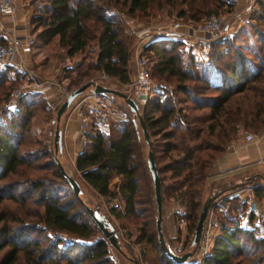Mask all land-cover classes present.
<instances>
[{"label": "trees", "instance_id": "trees-1", "mask_svg": "<svg viewBox=\"0 0 264 264\" xmlns=\"http://www.w3.org/2000/svg\"><path fill=\"white\" fill-rule=\"evenodd\" d=\"M153 3L191 23L219 5L231 6L226 0H42L29 15L31 38L46 43L55 36L65 57L93 54L85 63L62 66L61 76L69 84H77L90 71L125 83L130 58L122 30L128 33L117 11L140 20L150 14ZM254 15L247 42L235 45L236 37L230 36L213 40L205 62L183 61L177 50L180 43L169 38L150 39L141 48L151 62L150 76L173 82L170 92L152 96L138 112L150 138L160 207L171 198L184 208L175 216L185 221L184 248L204 201L201 192L211 163L238 130L264 128V0H254L249 19ZM26 93L13 110L0 111V206L12 205L0 210V264H114L108 243L95 235L99 230L85 204L59 173L50 142L31 131L34 111L48 109L44 97ZM74 166L98 196L116 197L118 204L107 213L132 221L136 234L130 241L140 260L195 264L173 262L158 245L152 183L130 114L106 130L89 128ZM114 176L117 180L110 184ZM254 193L259 194L257 189ZM224 202L226 207L215 209L219 228L204 264H262L264 237L239 222L244 201L232 195ZM93 209L102 211L97 203ZM149 248L154 257L147 255Z\"/></svg>", "mask_w": 264, "mask_h": 264}, {"label": "crops", "instance_id": "crops-1", "mask_svg": "<svg viewBox=\"0 0 264 264\" xmlns=\"http://www.w3.org/2000/svg\"><path fill=\"white\" fill-rule=\"evenodd\" d=\"M245 0H235L233 4L236 8H239ZM29 3L27 2L26 5ZM31 9L25 7L22 0H15L14 16L15 20L10 21L8 16L0 14V40H4L10 36H18L20 38L29 36L31 34V27L29 24V15ZM183 30L179 27V31ZM63 56V60L60 59ZM73 57H65L62 50L56 44V37H52L46 43L34 42V47L27 53L18 54L11 58L13 63H21L23 69L29 72L32 81L36 83V88L47 85L44 90H32L42 92L45 102L49 105L50 109L53 108L59 101H61L63 80L58 70L64 66L69 65V59ZM68 60V61H67ZM65 61V62H64ZM61 70V69H60ZM22 71L17 70L10 64H4L0 67V78L3 82H9L15 76L19 79L21 76L25 77ZM114 86H118V82L115 80L111 82ZM87 95L78 96L73 100L72 104L60 114L57 122V128L60 130V150L55 152L62 168L71 175L78 183L80 188L79 197L81 201L93 208L94 204L100 205V208H107L110 206H116L118 201L116 197H101L98 196L95 191L87 185L79 175V172L75 169L74 163L77 154L80 152L82 145L78 132V117L77 110L79 107L85 108L88 98ZM111 104V103H110ZM108 104V108H112ZM111 117L113 116L110 113ZM117 115V116H116ZM120 116L119 113L114 117ZM245 131L238 130L236 135L229 139L225 144L224 152L218 156L210 165L208 170V176L206 178V184L204 185L203 195L204 199L211 194V192L217 189L218 185L228 182L223 189H217V192H225L231 186L235 189L240 188V184L244 182V186L251 188V191L247 187L244 188V192L247 197H252L257 201H260L264 197V128L258 132H249L252 136L251 139L245 140L243 135ZM247 132V131H246ZM117 177L114 176L110 180V184L116 182ZM239 184V185H236ZM227 188V189H226ZM257 189L258 195L254 193ZM222 207H226L224 202ZM176 208V201L168 198L166 202H162L160 207V230L162 238L167 243V240L172 244L174 253H180L184 249L182 246L183 238L185 236V221L179 219L178 231L173 233L171 226L174 223V210ZM103 209V210H104ZM106 210V209H105ZM245 206L239 222L241 226L247 225L248 219L250 225L254 227V224L262 227L258 223V220L251 215L247 214L245 220ZM109 215V214H108ZM111 216V215H109ZM113 218V217H112ZM262 229V228H261ZM134 230V237H135ZM136 251V249H135ZM173 252V251H172ZM135 256L136 253L134 252ZM184 262H193V257L190 255Z\"/></svg>", "mask_w": 264, "mask_h": 264}, {"label": "rangeland", "instance_id": "rangeland-1", "mask_svg": "<svg viewBox=\"0 0 264 264\" xmlns=\"http://www.w3.org/2000/svg\"><path fill=\"white\" fill-rule=\"evenodd\" d=\"M22 2H24L25 7L29 8V9H31V11H33L36 9L37 5H39L42 2V0H22ZM27 2L29 3L28 5H26ZM152 5L154 7L152 8V10L149 11L150 14L145 16L144 18L140 17V20L135 16H130L128 14H126V15L134 18V20L138 24L149 27L150 32H151L150 35L151 34L156 35V33L159 34V35H156V37H152L153 39L169 38L170 40H174V41L180 43L177 50H179L178 53H179V55L183 61L191 58L193 60L196 59V60L205 62L207 60V55H208V51L210 48L209 43L213 40H217L220 38L223 39V38H226L229 36H230V38L236 37L235 40H233L234 43L230 40L228 42H231L235 45H241V44L243 45L245 42H247V40L249 38L248 34L250 33V27H248L249 26L248 24L252 25L253 21L255 20L254 19L255 15L253 16L252 20H250L248 17L249 12H251V10L254 7V0H252V2H249V3L244 2L239 8H236L234 4H231V6L229 5L230 6L229 9H227V6H220L219 5L217 8H213L207 14L201 16V19H200V21L205 19L209 14H215V15L219 16L220 20H221V29H220V32L218 34H215L212 36H207V35L205 36L202 33H196V32L186 34L185 33L186 29L182 25L179 26V27L183 28V30H181V31H179V27H177L175 29H170V27L168 25L171 22H173V21L182 22V20L178 19V18H174L173 16H171L172 12H171V15H168V13H169L168 7L163 6V5H158L155 3H153ZM31 11H30V13H31ZM14 20H15V16H14ZM157 28L160 29V30H158L159 32H156ZM174 33H177V34L178 33H182V34L184 33V34L182 35L181 38H176L175 35H172ZM122 34L124 35V41L127 44V47L129 50V58H130L129 59V68H130L129 79H131L133 71L135 70L134 49L136 46L141 47V44L147 43L148 40H150L151 38L147 39V40L144 39L142 41V43H138L139 42L138 38L134 37V35H132V34L126 35L123 30H122ZM246 34H247V37L245 36ZM29 36L32 37L33 34H30ZM226 40H228V39H226ZM34 42L35 41H33V44L31 45V49L34 47ZM200 52L203 53L204 57L199 56ZM84 55L86 57H84ZM143 56H144V54H143ZM91 58H93L92 53L83 52L82 54H77V55L73 56L72 60L69 59V64L74 65L75 63L81 62V61L83 63H85L86 61H90ZM60 59L63 60V56H61ZM145 59L147 61L146 57H145ZM150 63L151 62L147 61L148 66H150ZM64 65H66V64H64ZM1 66H4V64H0V67ZM60 69L58 70V72L60 71L59 73L61 75L62 70H60ZM21 73L24 74L23 71ZM89 74L90 75L88 77L81 78L77 84H69V80L64 79L63 80L64 88L67 91H69L72 88L80 85L81 83L91 80L95 83L102 84V85H105V86L110 87V88L118 89L121 92H127V88L125 86L126 82L125 83H119L118 82L117 83L118 86H114L111 82L115 81V79H113L111 77H107L103 74H98L96 71H90ZM24 76H25V74H24ZM70 76H73V73ZM211 78H213V71H211V73H210V79ZM2 79L3 78L1 77L0 78V111L1 110L2 111L3 110H13L14 106L16 105V103H17L19 97H21V95L13 101H8V99H7L8 91L11 88L15 87L20 82H30L32 79L27 78L26 76L25 77L21 76L19 79H17L15 76H13V78L11 80H9V82H3ZM66 84H67V87H66ZM149 85H150L151 97L158 95V94L163 97L164 92H170L171 87L173 86V82H164L163 80H160L157 78H152V76H150ZM24 92H27L26 94L32 93V92H37V93L42 94V92L32 91V90H28V91L25 90ZM24 92H22L21 94L23 95ZM90 92H91L90 87H87L78 96L88 95ZM78 96H76L73 100L78 98ZM108 98H109V104L111 103L110 106H112L111 109L109 107V112L112 113L113 116L111 117V115H110L108 122H107V125H106L107 126L106 129L110 125H112L113 122L118 121V120H122L125 117H127V114H130L132 120H134V122H137L136 117L134 115H132V113L128 110L127 106L124 104L123 100L120 97L115 96V95H108ZM61 100H62V98H61ZM73 100H72V102H73ZM72 102L70 104H72ZM59 103H60V101L58 102V104ZM58 104H56L55 106H53L52 109H50V104L48 105L45 102L44 107L48 108L47 111L45 112L41 109L34 111V114H33L31 121H30V128H31V131L33 132L34 136L38 137L39 139H43L44 137H46V141L50 142V148L52 150V154H54L56 151L53 152V149H52V132H53L55 123L51 122V119H53V117H54V112H55L56 106ZM70 104L67 106V108L70 106ZM139 106L140 105H138V108H139ZM118 113L120 116L114 117L115 114H118ZM56 125H57V123H56ZM137 127H138V125H137ZM106 129H104V130H106ZM138 132L141 136L139 127H138ZM247 132H250V131H247ZM149 140H150V138H149ZM141 150H142V153L144 155H146L147 146L143 142L142 137H141ZM205 182H204V185L206 184ZM244 184L245 183L242 182L240 184V186H241L240 188L244 187ZM203 189H204V187H202V192H201L202 199H204ZM229 189H231V190H228V191L225 190V192H217V193L211 192V194L209 196H211L213 194H217L216 197H222V196L226 195L225 197H223V199H222L223 201H225L226 198L229 196H232V195L237 196L236 194H233V192L235 190H237L234 188V186H231ZM207 197H208V195H207ZM167 199L164 200L163 203L166 202ZM1 205H3V206H0V210H4L5 208H7V210H8L12 207L11 203L9 205L2 203ZM100 209H102L101 212H99L96 209L95 210L98 211V213L102 214L110 222V224L112 225V227L114 229L120 228V229H123L125 232H127V231L130 232L129 235L131 237L128 238L126 236L125 237L126 241H123L122 239H120V241H119V238L116 237L117 240L119 241L118 244L120 246V250L122 253L116 251L113 247H111L108 244V252H109L110 256L112 257L114 264H132L131 259H135L138 264H146L145 262H143L142 260L139 259L137 247L135 244H133L130 241L131 238L132 239L134 238V226L132 224V221L126 222L123 219L116 220V219H114L108 215L107 208H105L106 210L104 208H100ZM244 216H245V220H246L247 214H245ZM249 221L250 220H248V222ZM11 224H13V223H11ZM247 224L252 225L253 223H247ZM256 224H254V229H255V233L258 234L259 232H261L262 227H259ZM218 226H219V223H215L212 225V227L209 230V236L215 234ZM149 228H150V225H149ZM95 235L102 236L100 234V232L95 233ZM33 236H35V235H33ZM191 236L192 235L189 236V240L191 239ZM164 244H165V242H164ZM165 245L171 251H173V252L175 251V250H173V248L171 246L172 244L170 243V241L167 240V243ZM135 249H136V251H135ZM190 249H191V247L187 246L186 248H184L182 250V252H184L186 250H190ZM134 252L136 253V256H135ZM199 252H200V249L199 248L196 249V251H194L192 253V257L198 256ZM147 255L149 257H154L155 252H153L152 248H149ZM19 264H22V262L20 261ZM262 264H264V260L262 261Z\"/></svg>", "mask_w": 264, "mask_h": 264}, {"label": "built area", "instance_id": "built-area-1", "mask_svg": "<svg viewBox=\"0 0 264 264\" xmlns=\"http://www.w3.org/2000/svg\"><path fill=\"white\" fill-rule=\"evenodd\" d=\"M235 0H226L227 4H233ZM245 2H252V0H245ZM14 8H15V0H0V14H5L8 16L10 21H14ZM123 25L125 26V30L128 34L134 35V37L138 38V43H142L144 39H153L152 37H156V35H159L156 33L154 36L153 34L150 35V28L147 26H143L141 24H138L134 18L117 11ZM183 26L186 30L185 33H202L205 36H212L215 34H218L221 29V20L220 17L215 14H209L205 19L196 22L191 23L187 21H173L168 26L170 29H175L179 26ZM159 28H157L156 32H159ZM184 34V33H183ZM182 33H174L172 35H175L176 38H181ZM33 44L32 38L30 36H26L23 38H20L18 36H10L6 39H4L0 43V64H10L17 70L23 71L25 76L27 78H31V75L29 72H26L21 63H13L11 61V58L18 54H23L29 52L31 49V45ZM144 44H141V47ZM141 47L136 46L134 49V65L135 70L133 71L132 78L129 79L125 83V86L127 88V92H125L129 97H131L137 105H141L145 103L149 98H151V92H150V71L149 66L147 64V61L145 59V56L141 53ZM200 57H204L203 53L200 52ZM36 83L34 81L30 82H20L15 87L11 88L7 93V99L8 101H13L16 98H18L22 92L25 90H44L47 85L36 88ZM62 95L64 96L68 91L62 87ZM88 101L86 104V107L82 109L81 107L77 110V117H78V132L80 136L81 145L83 146L85 143V134L89 130V128L93 127L99 130L106 129V125L108 122V119L110 117V112L108 108L109 104V98L107 94H94L90 92L87 96ZM245 140H249L252 138L251 134L249 132H244L243 135ZM247 187L246 185L242 188H237L233 192V194H236L237 197L244 201L245 203V213L248 215L253 216L258 220V223L262 225L261 232L258 233V235L264 237V197L257 201L254 198L247 197L246 193L244 192V188ZM249 191H251V188L247 187ZM226 196V195H225ZM215 197L211 202L209 207L206 210L202 229L200 232L199 239L196 243V245L193 247V252L196 251V249H200L199 255L193 257V263L195 264H204L203 258L208 255L212 240L214 236L217 234V231L215 234L209 236V230L212 227L213 224L219 223L215 218V209L220 207L224 201L222 200L223 197ZM228 196V195H227ZM184 212L183 206L179 205L176 202V208L174 210V218L176 221L171 226V231L175 233L178 231V225L179 220L175 216H179ZM116 237L122 239L123 241H126L125 237L126 232L123 229L115 228L114 229ZM189 247V246H188ZM192 252V253H193ZM182 253V252H181ZM180 254V253H176ZM192 255V254H191Z\"/></svg>", "mask_w": 264, "mask_h": 264}, {"label": "water", "instance_id": "water-1", "mask_svg": "<svg viewBox=\"0 0 264 264\" xmlns=\"http://www.w3.org/2000/svg\"><path fill=\"white\" fill-rule=\"evenodd\" d=\"M90 87L91 92L94 94H108V95H115L120 97L124 104L127 106L128 110L134 115L137 119V122H134L135 125H138L141 133V137L143 142L147 146V151L145 155V161H146V166L149 171L151 183H152V191H153V201L155 205V219H154V224H155V229H156V234H157V241L160 249L162 250L163 254L172 260L173 262L176 263H181L184 262L193 252V247L196 245L200 232L202 229L204 217L207 208L210 205V202L217 196V194H213L211 196H208L204 199V201L201 204L191 239L189 241V247H191L190 250H186L180 254H176L172 252L165 244L162 238L161 230H160V186H159V177L154 165L153 157H152V152L149 146V137L148 133L146 131V128L143 124V121L141 119V116L138 112V105L135 103V101L129 97L125 92H121L118 89L115 88H110L102 84L95 83L91 80L86 81L81 83L80 85L72 88L69 90L63 97L60 103L56 106L55 112H54V117L51 119V122L55 123L53 132H52V149L53 152L57 151L59 152L60 150V130L57 128V121L60 116V114L67 108V106L72 102V100L78 96L85 88ZM55 164L57 166V169L59 173L65 178L68 186L70 187L71 191L75 195H79L80 193V188L77 183V181L69 175L60 165L58 159L55 157ZM239 185V184H236ZM86 212L90 216V218L93 220L95 223L96 227L98 228L100 234L102 237L107 241V243L113 247L116 251L121 252L120 246L118 244V240L116 238V234L114 231V228L110 224V222L98 211L95 209H92L89 206L84 205ZM132 264H137V261L135 259H131Z\"/></svg>", "mask_w": 264, "mask_h": 264}]
</instances>
